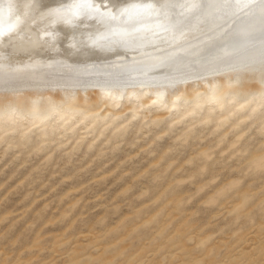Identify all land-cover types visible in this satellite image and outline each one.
Listing matches in <instances>:
<instances>
[{"label":"rangeland","instance_id":"374dc122","mask_svg":"<svg viewBox=\"0 0 264 264\" xmlns=\"http://www.w3.org/2000/svg\"><path fill=\"white\" fill-rule=\"evenodd\" d=\"M76 3L51 12L90 17ZM137 11L100 42L161 28V7ZM12 27L9 45L69 55L54 33ZM207 76L173 92L36 86L45 99L1 84L0 264H264V77Z\"/></svg>","mask_w":264,"mask_h":264},{"label":"bare ground","instance_id":"6f19581e","mask_svg":"<svg viewBox=\"0 0 264 264\" xmlns=\"http://www.w3.org/2000/svg\"><path fill=\"white\" fill-rule=\"evenodd\" d=\"M70 1L79 2L76 4L82 8L87 5L90 17L76 18L69 14V9L59 19L53 16V7ZM158 6L163 11L162 20L159 19L160 29L157 27V30L130 36L122 43L114 40L100 42V31L110 40L121 36L124 33L122 29H129L126 27L129 23L143 17L140 11L131 14L127 10ZM257 7L260 10L253 15ZM107 10L108 13H118L115 12L118 10V20H104L97 31L91 29L95 26L92 19L96 16L103 18ZM37 12L38 18L29 20ZM146 15L152 21L156 19L149 17V13ZM13 25L14 31L30 26V29L36 28L38 34L43 31L56 34L62 40L58 44L69 55L57 60L46 59L9 45L3 38L5 40ZM252 35L258 43H264V0H0V85H30L34 87L32 94H42L45 99L48 98L45 93L55 86H59V89L56 87L58 91L69 92L78 86L82 88L84 84L94 85V90H114L118 86L120 91L133 84L172 91L207 75L215 78L231 73L257 80L264 77V65L252 68ZM60 52V48H56L49 50L48 55ZM194 77L193 81H188ZM44 85L49 86L45 93L42 91L45 90ZM36 86H43V89ZM185 94L188 95L187 92Z\"/></svg>","mask_w":264,"mask_h":264},{"label":"water","instance_id":"95a60500","mask_svg":"<svg viewBox=\"0 0 264 264\" xmlns=\"http://www.w3.org/2000/svg\"><path fill=\"white\" fill-rule=\"evenodd\" d=\"M257 2H260L261 0H256ZM260 7H257L253 13V15L257 14V10ZM262 9V8H261ZM252 68L253 69H257L259 67H261L262 65H264V43H258V40L256 39V37L254 35H252ZM264 67V66H263ZM262 67V68H263Z\"/></svg>","mask_w":264,"mask_h":264}]
</instances>
